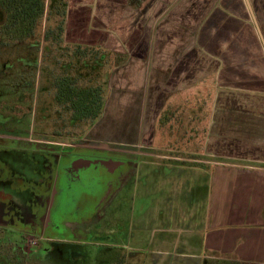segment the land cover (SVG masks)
Masks as SVG:
<instances>
[{
	"label": "crops",
	"instance_id": "0c3cea01",
	"mask_svg": "<svg viewBox=\"0 0 264 264\" xmlns=\"http://www.w3.org/2000/svg\"><path fill=\"white\" fill-rule=\"evenodd\" d=\"M64 20V47L128 82L131 264H264V0H67Z\"/></svg>",
	"mask_w": 264,
	"mask_h": 264
},
{
	"label": "rangeland",
	"instance_id": "374dc122",
	"mask_svg": "<svg viewBox=\"0 0 264 264\" xmlns=\"http://www.w3.org/2000/svg\"><path fill=\"white\" fill-rule=\"evenodd\" d=\"M46 5V14L36 25L32 38L8 43L0 36V209L1 206L8 207V203L25 206L34 201L36 183L47 173V163L43 155L47 150H43L41 146L63 149L68 145H80V140L91 135V126L95 122L86 120L71 126L70 113L64 112L60 105L53 101V83L57 78L69 76L76 86L83 88L101 86L102 102L107 105L106 117L117 119L121 115L124 122L136 128L137 115H134V112L128 113L126 118H123L125 112H119L130 110L123 107L127 101L117 102L122 104L121 109L112 105L117 99L114 98L116 91L126 90L125 85L128 82H125L124 76L121 75L123 70L119 68L108 76L113 59H108V64L95 71L84 67L83 61H78L73 56L72 48L64 47L56 27L61 18L53 12V16L49 15L48 0ZM2 18L3 16L0 21ZM86 61L88 66H94L92 57ZM131 97L134 99V91ZM131 110H135L134 106ZM136 110L140 111L137 108ZM136 123L138 124V121ZM123 128L120 127L119 131L115 129L114 138L109 140L129 145L121 148L126 152L143 151L137 149V137L134 132L123 140ZM165 130L166 127L163 126V135ZM52 143L53 145H49ZM161 147L163 148V144ZM143 162L146 163L147 160ZM142 170L136 173V176L140 175ZM139 191L141 195L144 194L139 188L138 191H131V195ZM31 249H25L28 255ZM26 253L21 252L22 257L27 256ZM38 256L39 264H92L94 256L102 264L110 260L109 253L100 252L95 247L80 250L75 247L56 248L50 252L39 249ZM5 263L6 261L0 259V264Z\"/></svg>",
	"mask_w": 264,
	"mask_h": 264
},
{
	"label": "flooded vegetation",
	"instance_id": "af4514ba",
	"mask_svg": "<svg viewBox=\"0 0 264 264\" xmlns=\"http://www.w3.org/2000/svg\"><path fill=\"white\" fill-rule=\"evenodd\" d=\"M107 121L109 138L91 135L63 149L41 146L47 150V173L36 183L34 201L0 209V259L5 264H39V249L73 247L109 253L106 264H131L127 244L134 201L130 195L139 173L133 158L137 151H123L129 145L110 141L122 121ZM92 264L102 263L94 256Z\"/></svg>",
	"mask_w": 264,
	"mask_h": 264
},
{
	"label": "trees",
	"instance_id": "16d2710c",
	"mask_svg": "<svg viewBox=\"0 0 264 264\" xmlns=\"http://www.w3.org/2000/svg\"><path fill=\"white\" fill-rule=\"evenodd\" d=\"M50 11L61 21L56 25L59 35H62L65 25L64 15L67 0H48ZM46 0H0V36L5 42L24 41L34 36L35 27L46 14ZM53 16V15H52ZM73 56L78 61H83L84 67L92 70L100 65L88 66L87 58H95L100 52L98 50L72 47ZM85 62V63H84ZM84 69V68H83ZM55 89L54 102L60 105L64 112L70 113L69 124L71 126L80 124L86 120L94 123L103 112V92L101 86H76L74 80L69 76H61L53 83Z\"/></svg>",
	"mask_w": 264,
	"mask_h": 264
}]
</instances>
